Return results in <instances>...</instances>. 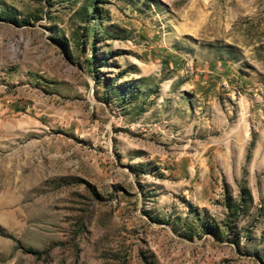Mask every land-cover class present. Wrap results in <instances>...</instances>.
<instances>
[{
  "label": "rangeland",
  "instance_id": "374dc122",
  "mask_svg": "<svg viewBox=\"0 0 264 264\" xmlns=\"http://www.w3.org/2000/svg\"><path fill=\"white\" fill-rule=\"evenodd\" d=\"M0 264H264V0H0Z\"/></svg>",
  "mask_w": 264,
  "mask_h": 264
}]
</instances>
